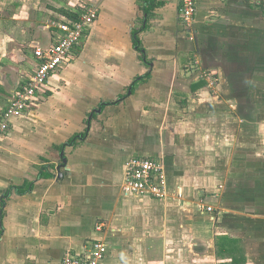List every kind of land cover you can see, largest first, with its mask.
Masks as SVG:
<instances>
[{
  "label": "crops",
  "instance_id": "obj_1",
  "mask_svg": "<svg viewBox=\"0 0 264 264\" xmlns=\"http://www.w3.org/2000/svg\"><path fill=\"white\" fill-rule=\"evenodd\" d=\"M21 1L0 16V115L56 25L99 16L0 138V264L96 240L102 264H258L256 243L264 264V0H195L190 27L180 0ZM131 156L160 159L173 195L123 194Z\"/></svg>",
  "mask_w": 264,
  "mask_h": 264
},
{
  "label": "built area",
  "instance_id": "obj_2",
  "mask_svg": "<svg viewBox=\"0 0 264 264\" xmlns=\"http://www.w3.org/2000/svg\"><path fill=\"white\" fill-rule=\"evenodd\" d=\"M195 11V0H180V18L187 27H190ZM98 16L97 4L83 5L74 19L56 25L59 33L52 43L34 49V55L39 63L33 75L20 87L1 113L0 138L7 134L11 120L21 117L23 110L34 101L36 91L46 85L50 76L65 63L72 48L81 42ZM202 77H207V74L203 73ZM120 189L123 194L158 200H166L173 195L169 190L166 171L161 160L142 156H131L126 161ZM175 196L181 197V192L178 190ZM197 208L201 213L212 214L216 211L213 206L203 201L198 202ZM97 228H100V225ZM107 249L108 246L104 241L96 240L83 257L67 256L62 259V264H102Z\"/></svg>",
  "mask_w": 264,
  "mask_h": 264
},
{
  "label": "rangeland",
  "instance_id": "obj_3",
  "mask_svg": "<svg viewBox=\"0 0 264 264\" xmlns=\"http://www.w3.org/2000/svg\"><path fill=\"white\" fill-rule=\"evenodd\" d=\"M16 1L23 3V1L21 0H0V16H11L12 11H14V9L17 7L15 6ZM255 238L258 239L256 236ZM260 239L257 240L259 243H261ZM257 245L258 243L255 244V252L253 254H255V257L258 258L256 262L258 261V264H262L261 262H259L261 261L262 253L256 249Z\"/></svg>",
  "mask_w": 264,
  "mask_h": 264
},
{
  "label": "trees",
  "instance_id": "obj_4",
  "mask_svg": "<svg viewBox=\"0 0 264 264\" xmlns=\"http://www.w3.org/2000/svg\"><path fill=\"white\" fill-rule=\"evenodd\" d=\"M77 14H75V16H76ZM227 251L229 252V251H240V249L238 250V247L237 246H235L234 244H230V245H228V249H227ZM244 257H243V255H240V257H233V259L229 262V263H225V264H240V263H242V264H244Z\"/></svg>",
  "mask_w": 264,
  "mask_h": 264
},
{
  "label": "water",
  "instance_id": "obj_5",
  "mask_svg": "<svg viewBox=\"0 0 264 264\" xmlns=\"http://www.w3.org/2000/svg\"><path fill=\"white\" fill-rule=\"evenodd\" d=\"M63 163H64V159H63Z\"/></svg>",
  "mask_w": 264,
  "mask_h": 264
}]
</instances>
